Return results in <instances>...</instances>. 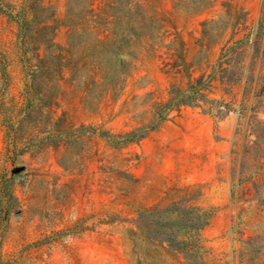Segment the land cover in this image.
<instances>
[{
    "label": "rangeland",
    "instance_id": "1",
    "mask_svg": "<svg viewBox=\"0 0 264 264\" xmlns=\"http://www.w3.org/2000/svg\"><path fill=\"white\" fill-rule=\"evenodd\" d=\"M0 8V264H264V0Z\"/></svg>",
    "mask_w": 264,
    "mask_h": 264
},
{
    "label": "trees",
    "instance_id": "2",
    "mask_svg": "<svg viewBox=\"0 0 264 264\" xmlns=\"http://www.w3.org/2000/svg\"><path fill=\"white\" fill-rule=\"evenodd\" d=\"M0 1H1V4L4 3V0H0ZM27 3H28L29 10L33 11L34 6L36 4V0H27ZM24 6L25 5H23L22 10L19 11L16 15L9 14L10 17H14L15 19H17V21L21 25V28H24L25 25H28L27 15H26L27 9ZM0 9H2V8H0ZM34 17L36 18V14L34 15ZM50 28H52V29L54 28L55 29V26L54 27L52 26ZM42 62L43 61H39V63H42ZM4 74H5V71H4ZM189 98H190V96H186V94H182L181 96L172 98L168 105L191 103V100H189ZM154 210H156V209H154ZM154 210L152 211L153 213H154ZM142 221H143V217H141L139 219V227H141L143 229ZM167 239H171V240H169L171 243L174 242L173 239L171 238V236L169 238H167Z\"/></svg>",
    "mask_w": 264,
    "mask_h": 264
},
{
    "label": "water",
    "instance_id": "3",
    "mask_svg": "<svg viewBox=\"0 0 264 264\" xmlns=\"http://www.w3.org/2000/svg\"><path fill=\"white\" fill-rule=\"evenodd\" d=\"M25 170V168H18V169H16V173H20V172H22V171H24Z\"/></svg>",
    "mask_w": 264,
    "mask_h": 264
}]
</instances>
